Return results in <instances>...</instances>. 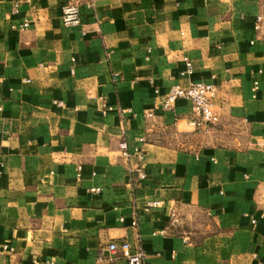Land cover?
I'll list each match as a JSON object with an SVG mask.
<instances>
[{
    "label": "crops",
    "instance_id": "crops-1",
    "mask_svg": "<svg viewBox=\"0 0 264 264\" xmlns=\"http://www.w3.org/2000/svg\"><path fill=\"white\" fill-rule=\"evenodd\" d=\"M189 79L216 86L217 123L162 108ZM0 107V264H125L121 240L148 264H264V0H0Z\"/></svg>",
    "mask_w": 264,
    "mask_h": 264
},
{
    "label": "built area",
    "instance_id": "built-area-1",
    "mask_svg": "<svg viewBox=\"0 0 264 264\" xmlns=\"http://www.w3.org/2000/svg\"><path fill=\"white\" fill-rule=\"evenodd\" d=\"M19 4L14 1L10 8L11 14H16L18 12ZM60 16L61 22L64 27H73L81 25L80 17V5L76 2H65L60 6ZM262 17L258 15L255 20L254 29L259 30L261 28ZM28 20L24 19L21 23H12V28L25 29L28 26ZM84 35L85 32L82 31ZM185 63V68L180 72L181 77H189L192 73V63L187 57H183ZM257 88V83L254 82L253 90ZM157 93L158 91L155 90ZM217 88L213 83L204 82L201 80H187L185 84L175 83L164 94L162 99V108L164 110L171 109L173 104L178 99H186L191 104V118L188 120V124L195 129H203L209 125L217 123L219 117L218 114L213 109L214 99L216 97ZM57 104H62L58 101ZM1 109V107H0ZM148 113L147 116H151ZM143 138H138V142L142 143ZM119 155L123 159H129L131 156H135L136 162L133 167L129 169L130 173L133 174L138 180H143L147 177L145 168L143 165L144 150L142 146L133 145L130 146L126 139L124 138V131H121V140L118 144ZM81 166L76 167V177L81 175ZM89 192H99V187L88 188ZM160 201L149 200L144 204L145 210H150L158 207ZM174 216V213H171ZM164 232V231H160ZM13 248L8 244H0V251L12 252ZM107 250L111 253L120 252L125 264H148L145 259V252L139 247H132L128 240L111 241L107 245ZM99 259L101 257L99 256ZM46 264H53L52 261H46Z\"/></svg>",
    "mask_w": 264,
    "mask_h": 264
}]
</instances>
